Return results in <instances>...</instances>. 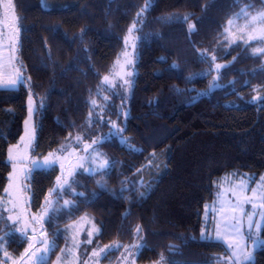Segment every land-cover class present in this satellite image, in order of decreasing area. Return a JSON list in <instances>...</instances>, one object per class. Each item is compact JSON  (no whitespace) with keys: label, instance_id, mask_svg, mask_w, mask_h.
<instances>
[{"label":"trees","instance_id":"trees-1","mask_svg":"<svg viewBox=\"0 0 264 264\" xmlns=\"http://www.w3.org/2000/svg\"><path fill=\"white\" fill-rule=\"evenodd\" d=\"M49 1L46 7L43 0H12L17 54L30 84L0 87V196L11 169L6 151L23 131L30 91L42 104L35 114L36 153L80 133L96 136L111 164L95 173L76 171L71 190L54 193L45 220L50 236L57 224L87 212L100 226L92 245L120 243L113 259L138 239L139 264L161 254L166 264H225V243L201 239L204 203L223 173L247 171L255 181L264 171V100H253L264 97V55H253L258 43L245 45L225 28L245 3L254 14L264 10V0H151L140 17L146 0ZM126 37L135 51L131 86L117 79L122 68L113 69L118 58L123 66ZM217 64L226 67L217 70ZM106 75L115 87L103 82ZM58 170L31 172L35 209ZM5 218L0 211V234L10 228ZM261 230L264 237V223ZM6 241L16 253L26 243L14 231ZM254 264H264V247L254 252Z\"/></svg>","mask_w":264,"mask_h":264},{"label":"rangeland","instance_id":"rangeland-1","mask_svg":"<svg viewBox=\"0 0 264 264\" xmlns=\"http://www.w3.org/2000/svg\"><path fill=\"white\" fill-rule=\"evenodd\" d=\"M7 3V0H0V62H3L7 65L8 60L11 58L12 63L11 65H8L5 68V73L4 75H0V87H11V88H16L17 86L21 84H24L25 86L28 87L30 84V78L29 75L25 74L23 71V66L22 62L20 61L18 57V46H19V16H17L15 7L14 9H6L5 4ZM43 4L45 6H51L49 0H43ZM255 14V13H254ZM18 18V19H14ZM244 22H236L232 27L231 31L229 34L231 35L232 38H237L239 39L240 36V26H242ZM127 37H131L130 34L127 35ZM246 38V37H245ZM15 40V48L14 50H11L8 48V45L12 42V40ZM125 45V42H124ZM256 47H260L259 44L256 45ZM127 51L129 53L128 57H125L122 55V69L118 71V76L117 79L123 83L124 79H128L129 77H133L135 75L136 67L134 64H126L127 59H131L132 61L134 60V45L131 41L128 40L127 42V48L125 46L124 52ZM125 67V68H124ZM18 69V73L17 70ZM131 73V75H127V73ZM17 75L19 76V82L15 86L8 85V81L12 79H17ZM112 82V81H111ZM124 86H127L123 84ZM116 90V89H115ZM114 90V91H115ZM116 92H118L116 90ZM31 97V101H30ZM33 108V113L31 116V124L35 129V135L34 139L32 141V146L30 148H25V143H27V137H25V121L29 119V107ZM26 106H27V113L25 116V119L23 121V131L19 135L18 139L16 142H13L8 145L7 148V156H6V161L10 163L11 169L9 171L8 175V181L6 183V188H9V176L10 173L13 172V164L12 162L9 161L8 159V153L9 149L13 148V146L20 145L18 151L21 153L25 154L26 159L22 164L17 165V169L23 168L26 170L27 175L25 176L24 173H19V178L14 179V186L12 189V197H8L5 194V191L3 194L0 196V199L8 201V200H16L18 197V204L20 207L23 209V215L21 216L20 221L13 223L12 220L8 219V216L11 215L13 216V219H15L16 215L18 214L19 209L17 212L5 210V207L7 209L12 208V203H7L5 207H0V211L5 212L6 216V224L10 227L7 232L0 234V253H2L4 262L3 264H36V257L32 256V252H37V255L40 253L37 251V249H42L43 245L40 244H34V239L33 237L35 236L36 238H46L49 243L52 245L51 250L55 246H59L57 248V253L53 257V259L50 261V264H139V262L136 260V255L139 250H137L134 245H141V242L138 241V239H135V241L127 243L122 247V251L119 253L117 257H112V253H110L113 249H119L117 247H113L106 255V259L103 260L104 257H97L93 258L91 256L92 252L94 250H97L98 248H103L106 245H114V244H119L118 241H113L109 243H102V244H96V246L92 245L91 243H87V240L91 238V241H93L94 236L99 232H95L94 229L100 230V226L95 222L94 218L92 215L88 214L87 212H84L80 215H78L77 218L69 220L65 223L62 224H57L53 228L54 230V236H50L48 232V228L45 226V220L47 218V215L50 211L51 204L48 203V201L51 199V197L54 195L55 192L60 190L57 185V177H65L70 171L74 170V175L76 171H87V169L92 168L96 169L98 164L100 163L101 160H107L109 161V158L106 157L105 152L99 145L93 144L88 151H84V147L86 144H91L93 140H97L95 137L96 136H87L85 137L84 135L80 133H75L72 136H68L67 140L64 141L63 144L60 146L54 148L52 151H49L47 153L38 154L35 152V137H36V117L35 114L40 110L42 107L41 101L37 100L36 97L28 91V97L26 101ZM81 136L82 140L81 142L77 143L76 137ZM21 137H25V141H21ZM70 146V147H69ZM62 147H67V151L61 153L60 149ZM53 154L50 156L49 154ZM97 153H99V157H97ZM56 156H59L60 159L56 162L54 166L58 167V176L56 177L54 181V185H52L46 195L47 197L44 199L43 204L39 209H35L31 205V195L29 193V186L27 179L31 177V172L34 170L32 167V164L30 161L32 160H37L40 162H43L45 158L52 159ZM94 157H96L94 159ZM83 158V159H81ZM61 164H63V169L61 168ZM80 164H83V168L79 167ZM53 166V167H54ZM52 168V167H51ZM43 169V168H41ZM44 169H49V168H44ZM97 171H94L92 173H95ZM73 175V176H74ZM72 176V177H73ZM264 176V171L260 173V175L256 178L255 181L253 180V175L250 174L249 172H239L237 170L230 171V172H225L223 175L220 177L216 178L215 180V186L217 187L216 191L214 192V196L212 197L211 201H208L204 203L203 207V214H202V229H206L208 233H211L214 236V225L215 222L219 220V215H218V209H219V202L217 201V192L222 191L224 189H227L231 186V184H238L241 178L244 179H249L250 178V183L249 186L250 188H257L258 185L261 184V177ZM71 177V178H72ZM231 182V183H230ZM218 184L221 186L218 188ZM5 188V189H6ZM4 189V190H5ZM250 194V193H249ZM229 197H225V199H228ZM70 201L69 198H66L63 200L64 201ZM205 205H208V222L205 223ZM246 211H251V206L246 205L245 206ZM43 217L44 219L41 220L39 223H33L31 221V217ZM254 219L259 220V216L255 217ZM42 226V227H41ZM263 226V223H262ZM261 226V228H262ZM27 227V232L26 234L22 235V231ZM35 228L36 231L33 233L32 228ZM200 230V233H201ZM245 230H246V225H245ZM17 232L20 236L25 238V245L23 249L19 251V253L11 251L8 246H7V235L8 233L12 232ZM262 231V230H261ZM89 232H93V235L89 237ZM43 233V236H42ZM62 235V240L59 239V236ZM260 238L264 239V237L261 235L260 232ZM61 241V244H60ZM30 243L34 244V247L29 249ZM78 243L79 247L76 248L74 247V244ZM226 245V244H225ZM248 247L249 250H251V241H248ZM141 248V247H140ZM139 248V249H140ZM29 249V252L27 255L25 254V250ZM49 251L46 254V262L51 255L52 251ZM5 251L7 252V256H5ZM229 253V250H228ZM23 255V259H21ZM58 257H60V260L58 261ZM126 258V259H125ZM148 264H157V261L153 262H148ZM166 264V262H164Z\"/></svg>","mask_w":264,"mask_h":264},{"label":"snow or ice","instance_id":"snow-or-ice-1","mask_svg":"<svg viewBox=\"0 0 264 264\" xmlns=\"http://www.w3.org/2000/svg\"><path fill=\"white\" fill-rule=\"evenodd\" d=\"M6 9H14V5L12 3V0H7V3L4 5ZM151 6V0H146L145 7L140 10V12L137 13V16L140 17L143 12ZM252 5H248L245 3V6L240 9L239 12H237L233 18H230L227 21L228 27L225 28V32H230L231 27L238 22L239 20H244V24L240 26V36L239 40H241L245 45H251L253 42H256L260 45V47L253 48V55H264V10H260L255 12L253 14L250 9L252 8ZM18 19V18H14ZM185 22L189 19L188 16H184L182 18ZM135 28V24L132 28L129 29V33H131ZM195 31L194 25H189V32ZM246 37V38H245ZM127 42L128 38H125V46L127 48ZM234 43L236 41H233ZM15 40L13 39L12 42L8 45V48L11 50H14L15 48ZM125 57L129 56V53L125 51L123 53ZM203 53H201V56L203 57ZM213 60H215V56L212 57ZM12 59L10 58L7 62V65L3 62H0V75H4L5 68L8 65H11ZM133 61L131 59L126 60V64L130 65ZM117 67H122L120 65L119 58L115 62L113 69L115 70ZM173 67H177V65H173ZM221 67H226V65H216V69L219 70ZM18 73V69L16 70ZM127 75H131V73H127ZM19 76L17 75V79H12L8 81V85L15 86L19 82ZM103 82L110 84L111 81L109 76H104ZM123 83L125 85L131 86V81L128 79H124ZM115 87V85H111ZM107 99V97H105ZM253 100H264V97L261 96H255L253 97ZM31 101V97H30ZM93 106H96V101H92ZM33 113V108L29 107V119L25 121V137H27V143H25V148H30L32 146V141L34 139L35 135V129L31 124V116ZM91 115V113H90ZM119 131V130H118ZM25 137H21V141H25ZM77 143L81 142L82 137L77 136L76 138ZM98 141L93 140L91 144H86L84 147V151H88L92 147L93 144H96ZM20 145L13 146V148L9 149L8 153V159L13 164V172L10 173L9 176V188H6L5 194L8 197H12V187L14 186V179L19 178V173H24L25 176L27 175V172L25 169L20 168L17 169L18 164H22L26 156L25 154L18 151ZM70 147V146H69ZM67 151V147H62L60 149V152L63 153ZM52 156L53 154H49ZM99 153H97V157H99ZM96 157H94L95 159ZM60 159L59 156H56L52 159L45 158L43 162L32 160L30 163L32 164L33 169H41V168H51L53 167L56 162ZM83 159V158H81ZM79 167L83 168V164H80ZM111 167V164L107 160H101L98 164L96 169L89 168L87 171L89 173H92L94 171H100L105 170ZM61 168L63 169V164H61ZM74 175V170L70 171L67 176L65 177H57V185L60 189H69L71 190V177ZM261 184L258 185L257 188H250V178L244 179L241 178L238 184H231V186L227 189H224L222 191H218L217 201L219 202V209H218V215L219 220L215 222L214 225V236L211 233H208L206 229L201 230V239H215L217 241H220L221 243H225L227 246V249L229 250L228 255L224 258L225 264H254V252L257 250V248L264 247V239L260 238V232H261V226L262 223H264V176L261 178ZM231 183V182H230ZM221 186L218 184V188ZM250 193V194H249ZM82 195V194H81ZM229 197L228 199H225V197ZM19 198L17 197L16 200H2L0 199V207H5L7 203H12V208L7 209L5 207V210L17 212L15 219H13V216L9 215L8 219L12 220L13 223H16L20 221L21 216L23 215V209L18 204ZM50 203V201H49ZM65 206H70V201H64ZM250 205L251 211H246L245 206ZM208 205H205V223L208 222ZM259 216V220L254 219L255 217ZM43 217H31V221L33 223H39L41 220H43ZM246 225V230H245ZM42 227V226H41ZM33 233H35L36 229L32 228ZM95 232H98V229H94ZM141 231L140 227L137 226L136 232L139 233ZM27 227L22 231V235L26 234ZM89 237L93 235V232H89ZM43 236V233H42ZM34 244H40L43 245L42 249H37V251L40 253L37 255V252H32L31 255L36 257V264H46V254L51 250L52 245L49 243V241L46 238H36L33 237ZM248 241H251V250H249L248 247ZM91 238L87 240V243H91ZM33 243H30L29 249L34 247ZM74 247L78 248L79 244L75 243ZM113 247H120L119 244L114 245H106L103 248H98L97 250H94L91 254L93 258L97 257H104L106 258L107 253L113 248ZM137 250H139L142 245H134ZM29 249L25 250V254L27 255L29 252ZM7 252L5 251V256H7ZM23 255L21 259H23ZM58 261L60 260V257L57 258ZM126 259V258H125ZM165 257L163 254L160 256V260L157 261V264H164Z\"/></svg>","mask_w":264,"mask_h":264}]
</instances>
